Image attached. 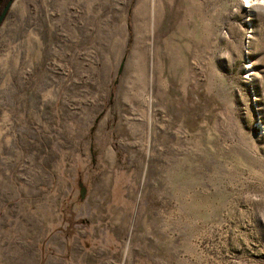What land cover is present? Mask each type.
I'll list each match as a JSON object with an SVG mask.
<instances>
[{"label": "rangeland", "instance_id": "1", "mask_svg": "<svg viewBox=\"0 0 264 264\" xmlns=\"http://www.w3.org/2000/svg\"><path fill=\"white\" fill-rule=\"evenodd\" d=\"M9 1L0 264H264V0Z\"/></svg>", "mask_w": 264, "mask_h": 264}, {"label": "water", "instance_id": "2", "mask_svg": "<svg viewBox=\"0 0 264 264\" xmlns=\"http://www.w3.org/2000/svg\"><path fill=\"white\" fill-rule=\"evenodd\" d=\"M11 4H12V2L9 1V2L4 6V8H3V10H2V12H1V14H0V24L2 23L4 17L6 16V13L8 12V10H9ZM80 186H81V185H80ZM84 192H85V190H84V188L81 186V187H80V198H81V199H83V197H84Z\"/></svg>", "mask_w": 264, "mask_h": 264}, {"label": "bare ground", "instance_id": "3", "mask_svg": "<svg viewBox=\"0 0 264 264\" xmlns=\"http://www.w3.org/2000/svg\"><path fill=\"white\" fill-rule=\"evenodd\" d=\"M249 6H252V5H254L253 3L252 4H249V2H246Z\"/></svg>", "mask_w": 264, "mask_h": 264}]
</instances>
